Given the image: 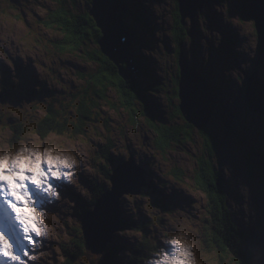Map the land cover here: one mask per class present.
I'll list each match as a JSON object with an SVG mask.
<instances>
[{
	"label": "rangeland",
	"instance_id": "1",
	"mask_svg": "<svg viewBox=\"0 0 264 264\" xmlns=\"http://www.w3.org/2000/svg\"><path fill=\"white\" fill-rule=\"evenodd\" d=\"M125 1L130 11L122 13L124 21L136 33L134 75L141 82L149 118L141 115L132 123L118 93L110 90L107 101L100 102L96 119L87 122L83 134L76 133L72 126L67 135L52 134L43 139L35 128L50 100L59 98L67 103L86 85L83 75L87 78L95 73L97 66L60 51L64 35L49 17L56 10L57 0H0V146L14 152L22 143H39L43 149L47 142L72 152L77 160V166L69 170L70 180L54 181L58 198L46 197L30 187L38 211L43 209L48 214L47 235L36 237L37 242L28 245L17 228L15 232L9 230L11 242L17 251H28L24 264H64L61 243L65 246L73 228L81 226L79 214L86 213L82 203L95 198V188L88 183L97 184L96 195L112 190L113 165H125L133 156L137 166L146 172L147 186L142 193L121 199V220L131 221L134 217V221H150L144 230L155 243L152 258L161 252L170 255L174 249L169 239L183 230L190 235V251L197 264H217L218 254L209 250V245L206 248L201 244L200 235L208 220V198L194 182L206 144L199 131L205 129L199 130L184 117L175 116L181 101L179 93H175L179 52L184 51L191 68L196 66V75L212 83L215 103L206 130L217 139L215 161L224 179L233 219L248 235L251 250L264 257V172L254 163L256 155L264 161V101L261 112L249 113L247 98L248 77L256 73L264 80V46L255 22L241 19L242 0H219L198 9L196 33L190 37L192 19H185L182 31L177 25L180 0ZM67 6L74 7L77 13L90 12L92 0L90 4L69 0ZM179 38L184 40L180 46ZM143 71L149 75L142 76ZM129 76L122 79L128 81ZM161 122L190 126L194 142L173 145L165 154L159 151L151 123ZM22 123L28 134L24 141L12 146V127ZM105 146L113 149L109 152ZM110 155L114 159L111 165ZM151 181L157 191L153 186L148 188ZM164 203L168 210L161 208ZM114 237L115 243L124 246L120 254L123 260L130 257L126 251L129 247L140 245L143 233L120 230ZM205 237L209 238L207 234ZM87 251L91 258L102 256ZM224 261L231 263L230 259Z\"/></svg>",
	"mask_w": 264,
	"mask_h": 264
},
{
	"label": "trees",
	"instance_id": "2",
	"mask_svg": "<svg viewBox=\"0 0 264 264\" xmlns=\"http://www.w3.org/2000/svg\"><path fill=\"white\" fill-rule=\"evenodd\" d=\"M69 0H57V7L54 12L49 14V17L54 22L57 30L61 31L64 35L62 37L60 51L63 54L77 55L84 62L91 63L97 66V71L87 75L86 85L81 91L73 95L72 98L67 100H61L59 98L50 100L45 116L40 119L35 128L36 134L43 139L49 138L54 135H67L71 133L70 127H74L76 133H84L86 131L85 126L87 122L94 121L98 110L100 108V102L107 101L106 94L113 90L118 93L122 106L128 111L131 117V122L136 123L138 116L149 118L148 104L144 91L141 87V82L132 71H129V80H123L119 74V69L116 67L102 52L99 47V41L102 37L101 31L98 29L96 22L91 17L90 12L77 13L74 11V7H68ZM77 1V0H71ZM87 4L91 3V0H85ZM240 17L243 21H251L246 18L243 13V9H240ZM178 11V10H177ZM122 14L120 17H123ZM177 16V25L180 26V30H184V26L181 22L179 12ZM253 21V20H252ZM184 24V23H183ZM177 26V27H178ZM257 35L261 43L264 46V28H260L255 23ZM181 30V31H182ZM180 34V33H179ZM181 38H179L180 40ZM184 40H180L178 45L183 44ZM180 55V52H179ZM142 76L149 75L147 71L141 72ZM210 85L212 83L208 82ZM179 74L176 79L175 93H179ZM10 92V90L8 89ZM40 92H43L41 88ZM213 93V91H211ZM214 94V93H213ZM215 95V94H214ZM10 96L7 97L9 102ZM140 108V109H139ZM142 108V109H141ZM150 113V112H149ZM151 114V113H150ZM176 117H181L182 112L180 108H177ZM74 119L75 121H73ZM153 121V120H152ZM152 129L157 135L156 143L159 151L164 154L171 149L173 145L194 142V131L190 126H184L185 124H172L171 122L165 123H151ZM24 124H15L12 128L14 132L11 145L15 146L25 140L28 134L27 129L23 127ZM30 128H28L29 130ZM203 140L205 141V148L201 158L198 159L199 168L194 177V182L198 190L208 198V220L204 226V231L200 235V240L206 248L213 251L217 255V264H224V260L230 259V264H259L260 255L254 253L251 250L249 237L244 230L236 224L233 219L232 211L229 204L228 192L224 187V179L221 172L216 166L215 158L218 155L217 139L208 131H199ZM113 147L105 146L104 150L111 151ZM110 165L114 164V159L110 155ZM114 168L116 165H113ZM111 167V166H110ZM112 169V168H111ZM112 171V170H109ZM184 178L183 171H180ZM110 174V173H109ZM149 184L148 188L155 187L153 181ZM264 184V182H263ZM95 198L89 203H82L86 213L92 212L95 208L97 201L104 194L103 190L100 195H96L99 191L96 186H92L94 189ZM160 204V203H157ZM165 204V203H164ZM85 213V215H86ZM85 215L79 214L81 219ZM122 218V215H121ZM122 220L121 230H139L143 233V241L140 246L132 249L131 256L127 260L120 259V254L125 251L124 246L114 242L108 246L105 254L99 259L90 256L86 249L85 238L83 236L82 228H73L72 238L68 243L62 245V251L65 257L64 264H141L142 262H148L155 249V243H153L144 228L148 225H141L137 222ZM129 222V223H128ZM204 233V235H203ZM209 237L206 238L205 236ZM148 237V238H146ZM115 238V237H114ZM209 239V244L207 243ZM88 255V259L86 256ZM221 256V257H220Z\"/></svg>",
	"mask_w": 264,
	"mask_h": 264
},
{
	"label": "water",
	"instance_id": "3",
	"mask_svg": "<svg viewBox=\"0 0 264 264\" xmlns=\"http://www.w3.org/2000/svg\"><path fill=\"white\" fill-rule=\"evenodd\" d=\"M219 1V0H215ZM212 0H180L179 9L182 16V23L189 17L192 19V32L189 33L190 37H194L195 31V18L198 9H202L204 5H210ZM244 5L248 10L244 9L249 19L254 20L255 23L264 28V0H243ZM91 16L95 20L98 29L102 32L103 36L99 41V45L103 54L119 69L122 78L126 79L129 71L136 73L135 56L136 50L134 44L136 42V33L133 28L127 25L122 17V13L130 11V5L125 0H92ZM190 12L192 14H190ZM188 58L184 51L179 55V98H180V111L186 121H190L199 130H206L208 123L212 117L213 110H209L207 105L203 109L198 108L197 104L200 100H205L209 97V101H213L214 97L208 93L207 96L201 98L199 90L192 91L194 85L203 84L205 89L210 91L212 87L201 74L197 77L198 73L196 66L194 70L190 69L191 64L188 63ZM255 74L248 78V95L251 97L249 100L250 110L249 113L261 112L263 109L264 101V81L260 80L259 86L255 82ZM259 79V78H258ZM199 92V93H198ZM255 92V94H254ZM256 97V101H254ZM257 97H259L257 99ZM215 102V101H214ZM195 107L194 112H188L187 108ZM194 113V114H193ZM205 113V114H204ZM203 114V115H202ZM122 167L114 170L112 176L113 188L108 190L103 197L97 202L96 219L97 228L93 225H86L88 223L82 222L83 230L85 233L86 249L99 255L103 254L112 241L114 234L121 230V213L120 202L125 195H138L142 193V188L147 186L145 170L140 169L134 157L132 156L128 163H123ZM263 164V162H262ZM136 170V171H135ZM105 207V208H104ZM104 208V209H103ZM104 236V238L102 237ZM259 264H264V257L260 258Z\"/></svg>",
	"mask_w": 264,
	"mask_h": 264
},
{
	"label": "clouds",
	"instance_id": "4",
	"mask_svg": "<svg viewBox=\"0 0 264 264\" xmlns=\"http://www.w3.org/2000/svg\"><path fill=\"white\" fill-rule=\"evenodd\" d=\"M45 144L42 149L39 143L28 145L22 143L14 152L6 146H0V200L7 201L11 198L15 203H9L7 206L15 213L24 228L42 235L48 233L45 221L49 217L43 209L38 211L37 206H32L35 201L30 199L29 192L30 187L41 183V177L44 176L41 165L53 175L61 169L69 168V164L70 169L77 166V160L72 152L60 150L47 142ZM53 169L56 172H53ZM51 197L58 198V193ZM168 243L174 251L170 255L157 253L147 264H197L193 256L188 257L184 254L186 249L193 247L188 233L178 231L171 236Z\"/></svg>",
	"mask_w": 264,
	"mask_h": 264
},
{
	"label": "snow or ice",
	"instance_id": "5",
	"mask_svg": "<svg viewBox=\"0 0 264 264\" xmlns=\"http://www.w3.org/2000/svg\"><path fill=\"white\" fill-rule=\"evenodd\" d=\"M67 159V158H66ZM69 168L61 169L55 175L48 172L44 165H41V169L44 172V176L41 177V183L39 185L33 186L37 191L42 192L46 197H51L54 193H57V185L54 181H64L70 180L72 173L69 171ZM53 172H56L53 169ZM30 175V173H26ZM28 183L27 181L25 182ZM30 199H33L32 192L30 191ZM32 206H36V200ZM9 203H15L8 198L7 201L0 200V262L7 260L9 264H24V257H29V253L25 248H21L19 251L16 250L15 245L11 242V236L9 235V230L15 232L17 228L22 234L23 239L27 242L28 245H34L36 237L43 236L38 234L37 231L31 229H25L24 226L16 218L15 213L7 206ZM7 229V230H6ZM43 229L40 230L42 232ZM186 256L191 257L192 253L189 249L185 250L184 253Z\"/></svg>",
	"mask_w": 264,
	"mask_h": 264
},
{
	"label": "bare ground",
	"instance_id": "6",
	"mask_svg": "<svg viewBox=\"0 0 264 264\" xmlns=\"http://www.w3.org/2000/svg\"><path fill=\"white\" fill-rule=\"evenodd\" d=\"M243 1V0H242ZM213 2H217V1H215V0H212V2L211 3H213ZM219 2V1H218ZM217 2V3H218ZM210 3V4H211ZM242 9H243V13H244V15L246 16V18L247 19H249V16L251 17V15H247L246 14V12H245V10L244 9H246V10H248V8L244 5V3L242 2ZM197 13V12H196ZM123 18V17H122ZM193 18H195V20H196V17H193ZM249 20H251V19H249ZM254 21V20H253ZM255 22V21H254ZM257 25V24H256ZM194 26H195V24H194ZM258 26V25H257ZM259 27V26H258ZM261 28V27H260ZM133 44H134V42H133ZM191 69H193L194 70V68H191ZM195 74H198V73H195ZM256 74V73H255ZM254 74V75H255ZM197 76H199V75H197ZM253 76V75H252ZM251 77V76H250ZM249 78V77H248ZM259 77H256L255 78V82H257V84L260 86L261 85V83H260V78L258 79ZM262 81H264V80H262ZM5 82H7V81H5ZM21 84V83H20ZM43 84V83H42ZM248 84H249V80H248ZM248 84H247V91H248ZM22 86V85H21ZM15 87H17V86H15ZM19 87V86H18ZM19 89V88H18ZM190 89H192V91H196V90H199L200 92H201V98H203L204 96H207L208 95V93H210L212 96H214L213 94H212V92H211V90L210 91H208L207 92V90L205 89V87H204V85L203 84H198V85H194V89L193 88H190ZM17 90V89H16ZM199 93V92H198ZM254 94H255V92H254ZM5 95V94H4ZM247 98H248V102H249V100H250V96L248 95V93H247ZM259 97H257V99H258ZM214 99V98H213ZM215 101V99L213 100V101H209V97H206L205 98V100L203 101V100H200V102L197 104V107L198 108H200L201 107V109H203V106H205V105H207V108L209 107L210 109L209 110H211L212 111V105L215 103L214 102ZM254 101H256V97H255V99H254ZM249 104V103H248ZM250 106V105H249ZM187 110H188V112H194L195 113V111L197 110V109H195V107H190V108H187ZM250 110V109H249ZM193 113V114H194ZM205 114V113H204ZM203 115V114H202ZM190 122V121H189ZM195 125V124H194ZM13 128V127H12ZM252 155V154H251ZM260 155V154H259ZM257 156V159L255 160V159H253V160H255L254 161V163L256 164V165H258V166H261V168L263 169V172H264V161H262V159L260 160L259 159V157H258V155H256ZM261 156V155H260ZM264 157V156H263ZM262 162H263V164H262ZM143 166V165H142ZM122 167V164H120V165H118V166H116L115 167V169L114 170H118V169H120ZM141 169V168H140ZM136 171V170H135ZM89 185H90V187L92 188V186H96V187H98L97 186V184H91V183H88ZM40 193V192H39ZM35 195H37V191H36V193H35ZM98 202V201H97ZM96 206H97V203H96V205H95V208L92 210V212H89V213H86V215L84 216V218H83V220H84V222H86V223H88V224H86L87 226L88 225H93V228H96V219H98L97 218V212L95 211L96 210ZM161 208H163L164 210H168V205H165V204H162L161 205ZM123 209V208H122ZM82 212V211H81ZM125 216V215H124ZM133 220H132V222H137L139 225H141L142 223H143V221H141L140 222V220H138V221H134V217H131ZM78 219V218H77ZM126 218H124L123 220H125ZM83 220H81V228H82V232H83V236H84V238H85V233H84V230H83V225H82V222H83ZM150 222V221H149ZM149 222H144V224L143 225H148L149 224ZM121 223H122V220H121ZM78 229V228H77ZM115 235V234H114ZM103 238H104V236H102ZM143 241V240H142ZM111 242L113 243L114 242V236H113V239H112V241H110L109 242V245L111 244ZM142 243V242H141ZM141 243H140V245H141ZM63 245V244H62ZM61 245V246H62ZM108 245V246H109ZM139 244L138 245H136L135 246V248L136 247H138V246H140ZM155 245V244H154ZM108 246H107V248H108ZM106 248V249H107ZM135 248H133V249H135ZM129 249V250H128ZM126 251L127 252H131L132 251V249H130V247L128 248ZM155 250L156 249H154L153 250V253H152V256L155 254ZM43 251H45V250H43ZM106 251V250H105ZM46 252V251H45ZM43 253V252H42ZM93 253V252H92ZM93 254H95V253H93ZM105 254V252L103 253V254H100V255H104ZM130 256H131V254H130ZM263 257V256H262ZM262 257H260V258H262ZM130 258V257H129ZM129 258H127L126 257V259L125 260H127V259H129ZM150 258H152V257H150ZM124 260V259H123ZM124 260V261H125ZM5 263H7V264H9V262L7 261V260H4V261H2V262H0V264H5ZM141 264H147L146 262H142Z\"/></svg>",
	"mask_w": 264,
	"mask_h": 264
},
{
	"label": "flooded vegetation",
	"instance_id": "7",
	"mask_svg": "<svg viewBox=\"0 0 264 264\" xmlns=\"http://www.w3.org/2000/svg\"><path fill=\"white\" fill-rule=\"evenodd\" d=\"M177 14V13H176Z\"/></svg>",
	"mask_w": 264,
	"mask_h": 264
}]
</instances>
